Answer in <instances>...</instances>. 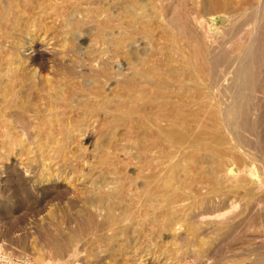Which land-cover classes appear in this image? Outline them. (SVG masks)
<instances>
[{
    "label": "rangeland",
    "instance_id": "obj_1",
    "mask_svg": "<svg viewBox=\"0 0 264 264\" xmlns=\"http://www.w3.org/2000/svg\"><path fill=\"white\" fill-rule=\"evenodd\" d=\"M0 1H1V3H0V33H2V34H0V36H1L0 37V39H1L0 40L1 41V43H0V45H1V47H0L1 48L0 49V55H1L0 56V73H3V72L5 73V71L9 72L12 70V68L14 70L16 68L15 65L13 66V61L16 60L17 54H16L15 50L13 51L8 47V43L9 44L11 43L10 45H12V43H14L13 44L14 47H18L17 43L21 44L20 45L21 53H25L27 55L29 53L32 54V52H30L31 51L30 49H31V45L33 42L35 44H40V43L42 44L43 43L42 45L47 47V49L49 50V53L52 52V53H54L60 57H65L64 58L65 63L68 65V64H70V62L72 63V61H73L71 55L68 54V52L72 48L71 46H73V44H76V46L80 45L78 48V52L80 53V54L78 53V55H79L78 57H81L82 60H84L83 58L86 56L88 59L91 58V57H88V55L91 56L90 53L91 54L93 53L92 58H94L96 56L99 57L101 53L106 54V56L110 55V56L114 57L115 55L110 50L113 49V47H116V43L110 44L109 45L110 48L107 45H105V46L99 45L98 46V44H96V41L98 40L99 37L102 36V33L106 34L108 36V39L111 37L110 39H113V40L120 38L121 34L122 33L124 34V32H125V35L129 34L130 32H132L134 34V40L132 42L126 43V48L123 50L122 56L120 58L117 56L114 57V59H117V60L113 61V66H112L113 67L112 74L114 75L113 76L114 78H112V80H110V82L107 83V86H106V84L104 85V91H105L104 95L105 96H103L102 98H98V99L94 100L93 103L89 102L88 105L91 104L90 106L93 107V109L90 108L92 111L87 112L88 109H86V107L83 104L76 107V108L75 107H69V108L65 109V106L67 105V103H63L62 101H56L55 99H52L49 102V104H51V105H48L49 109H47L49 111V113L51 112V116H48V115L42 116V118L43 117L46 118V119H44L45 121H48V120L50 121V123L47 124L46 127L45 126L43 127L45 129V133H44L45 135L44 136H46V137L44 138L42 135L43 138L39 137V139H36L34 144H32V145L28 144V146L30 145V148L27 147V143L23 144L24 149L21 147L16 149L17 151H16L14 157L17 156L18 160L23 161L24 163L25 162H35V161H39V163L40 162L42 163V161H43V163L45 165V169L50 171V172H54V175H57L60 170H63L64 175H66V177L64 176V178L61 179L60 183L61 184L65 183L64 185L70 186L71 190L73 191V196L78 197L79 200H82V201H86V199L91 198V197H92L91 199L96 198V196H98L100 194V192H101L102 196L106 195V197H110V195H112L113 193H116L121 188V186H123L124 187V189H123L124 195H126L127 198L129 199V200L127 199L129 205L125 204L126 209L129 210V212L132 211L131 213H133L135 218L132 217L133 219L131 221H129L130 223L125 221V223H123V225H120V223H115L114 224L115 228L106 229L105 230L106 232L103 231L104 233H101V235L99 234V236L97 238H95L92 235L91 226L90 227L88 226V224L90 222L87 220L84 221L85 224L87 223L86 226L82 225V227L79 230L78 229L77 230L72 229V230H70L71 232L70 231L69 232L64 231L61 234L60 233L54 234L55 232H49L48 230H43V232H42L41 226L43 225V222H45L44 221V214H45V212L47 213V211H46L47 208L45 207V205H46L45 203L52 201L53 203L55 202L54 204H57L56 199H58V198H55V197H57V195H56L57 192H55L54 190L50 191V190H48V188L47 189L43 188V192L38 197L35 198L34 196L30 195L26 191V188L24 189L23 182L18 180L15 172H10L9 177L7 179L6 186L10 190L13 189L10 191V194L12 195V197L14 199L13 209H14L15 213L12 215L2 214L0 216V245L3 246V248H0V249L2 251L4 250L3 252L4 253L6 252L5 254L7 256H9V257L26 256L27 258L30 257L28 259H30V261L33 264H38V263H36V254L40 255L44 261L45 260L47 261V259L48 260L52 259V261H53V259L60 258L61 261L64 262L63 264H76V262H77V264H78V262L80 264H264V232L262 230V229H264V205L261 206L262 207L261 209L260 208L258 210L256 209V211H254L255 208L252 209V204L256 200L259 199V200H263V202H264V187H263L264 186V173H263L264 172V56H263L264 55V0H221V1L216 0V1H219L218 6L214 5L213 1H210V0H208L207 2H205L203 0H171V1H169L170 3H167V5H166L167 6L166 11L167 12L166 11L162 12L161 8L158 6L160 8V11H161L159 16L157 15L158 17L157 16L155 17L154 14L149 15V16H147V14L143 15V17H145V18L138 16L137 20L139 22H137L138 25L136 26V28H128V27L126 28V25L128 24L129 21H126L127 22V24H126L124 22V20L126 19V17L128 15L125 14L126 13L125 8L123 9L121 7L122 9H120V5H119V3H117V0H96V1L93 0V2H95V3H91V4H93L94 6L96 5L95 7L93 5H90V4L87 5L88 1H86V0H84L83 3H82V0H32V2H31V0H27V1L26 0H16L17 3L14 0H0ZM6 1H7V3H5ZM21 1L24 3H22ZM85 2H87V3H85ZM142 2L145 5L148 4V0H143ZM197 2L199 4L200 3L201 4L199 5ZM67 3H69L70 5ZM96 3H98V4H96ZM101 3L103 5H101ZM32 4H33V6H32ZM65 4L67 6H70L69 8H72V9H70L71 12L69 11V8L67 6H65ZM111 4H113V5H111ZM29 5L32 6V8H28V7H30ZM197 5H199V6L196 7ZM74 6H76V7H74ZM87 6L89 9H92V10L95 9V10H93L94 13H92L93 11L90 12L92 15H90V13H89V11H91V10L87 11L88 10ZM89 6L90 7L92 6V7L90 8ZM105 6H107V7L105 8ZM61 7H64V8H61ZM125 7H126V5H125ZM203 7H204V10H203ZM112 8H114V9H112ZM195 8H197V9H195ZM208 8H209V10H208ZM147 9L150 10L152 13L151 8L148 7ZM192 9H193L194 14L192 13ZM9 10H10V12H9ZM122 10H124L125 12ZM190 10H191V12H189ZM194 10H197L198 14ZM119 11H120V13H119ZM64 12L65 13L67 12L66 13L67 15ZM162 13H163V15H162ZM195 13L198 16L200 15L201 17H204L206 20H209V21L214 19L215 23L219 22L220 25L222 24L221 25L222 28L218 29L215 26L211 34H207L204 31L202 32V29L200 30L199 27L197 25H195V22L193 19L196 17ZM68 14H70V15H68ZM120 15H121V17L125 16V19L121 18ZM160 15H162V16L160 17ZM10 16H11V18H10ZM16 16H18V17H16ZM108 16H109V18H108ZM76 18H77V21H76ZM94 18H95V20H94ZM164 18L165 19L167 18V19L164 20ZM13 19H15V20H13ZM65 19L68 21H66ZM108 19H109V21H108ZM118 19L123 21V23L120 22ZM160 19L162 20L161 21L162 23H159ZM70 20H71V22H70ZM103 20H105V21L103 22ZM127 20H128V18H127ZM143 20H144V22H143ZM6 21H8V22L6 23ZM93 21H95V22H93ZM148 22H149V24H150V22H151V24H154V27H153V25L150 24V26L152 28L150 27V29H147L149 27L146 28L145 26H149ZM155 22H157V23H155ZM186 22H187V24H186ZM27 23L29 25H27ZM23 24H25L24 26L27 25L28 28H27V26L24 27ZM77 24H78V26H76ZM100 24H101V26H100ZM113 24H114V26H113ZM162 24H164V25H162ZM259 24H262V27H263L262 28L263 31H261V33H260L261 36L259 37L260 38L259 43L257 46L255 44V46L250 47L249 44L247 45V43L250 41V37H249L250 32L252 30H254ZM105 25H108V26H105ZM109 25L112 27L111 29H109L110 28ZM140 25L142 26V28ZM160 25H161V27H160ZM1 27H2V29H1ZM5 27H6V30H4ZM9 27L11 29H9ZM78 27H79V29H78ZM97 27L100 31L97 29ZM104 27H106V28H104ZM114 27H116V28H114ZM155 27L157 29L156 31L153 30V28L155 29ZM250 27H251V29H250ZM172 28H174V29H172ZM27 29H29V30H27ZM142 29H144V31ZM198 29H199V31H198ZM146 30H148L149 33L151 32L152 34H153V32H156V33H154V35H150L151 33L149 34L148 31H146ZM12 31L15 33H13ZM91 31H92V33H91ZM164 31L165 32L167 31V33H168V31L171 32L169 35H173V36L170 37L168 34H165ZM7 34H8V37H5V36H7ZM141 34L143 36H141ZM165 35H167L170 38L165 37ZM113 36H115V38ZM207 37L209 39H207ZM9 38H11V40H9ZM95 38H97V39H95ZM246 38H247L248 42L246 41ZM5 39H7V40H5ZM152 39H153V41H155L156 39L160 40L159 42H161V44L158 42V40L156 41L157 43L152 42ZM167 39L169 41L170 40L173 41V43L171 42L172 44H170L169 41H168L169 43L167 44V46H170L171 48H168L166 46ZM175 40H178V42L176 43ZM2 41H4V44ZM14 41H16V42H14ZM68 41H69V43H68ZM93 41H94V43H93ZM162 41H164V42H162ZM23 42L25 44V45H23L24 47H22ZM232 42H233V44H232ZM70 43H72V44H70ZM175 43H176V45H174ZM181 43H183V44H181ZM69 47H70V49H69ZM107 47H108V49H107ZM161 47H163V48H161ZM166 47H167V49H166ZM182 47H184L185 49L183 50ZM159 49L161 50V52L159 51ZM252 49H253V52H252ZM99 50H100V52H97ZM104 50H106V51H104ZM130 51L131 52H137V54L140 53L142 56V59L144 60L143 66L137 67L139 72L143 69L145 70V68L148 69V66H149V69L150 68L152 69V67L154 68V65L152 64V63H154L153 62L154 59H152L154 56H158V60H159V58H160V60H164V58L166 56L168 59L165 58V61H170L171 59H173V61L171 60L172 63H171V61L169 62L170 64L167 62V64L169 65V66H167V68H165L166 66L164 67V65H166V62L164 61L165 63L163 65L162 64L163 62L161 61L162 62L161 63V69H162V67H164L165 69L162 72H160V76L163 74H167V73L168 74L165 76V78L159 77V79H162V81L163 82L165 81L166 83L169 82L168 84L169 85L172 84L171 86H173V84H174L173 87L175 89L180 88V89H178V91L180 90V92L178 93V91L174 90V88H170L169 85L167 87V84L165 85V82L162 86H160V88H159L160 92L159 93H157V91H155V87L153 88L152 85L142 86L145 89H147L149 86L150 87L152 86L151 88H153V91H152V89H147V91L145 90L147 92V94L144 91V88H142V87L135 88L134 84L136 85V83H135L134 79L139 80L140 78L138 76H135V73H138V71H135V68H134L135 62L130 61L129 57L126 56L127 52L129 53ZM166 51H169L168 54ZM153 52H157L158 54L153 53ZM95 53L98 55H95ZM175 53H176V56L174 55ZM85 54H86V56H85ZM163 54L165 57L163 56ZM10 55H11V57H10ZM160 55L163 57H159ZM168 55L170 56L171 59L168 57ZM172 55L175 57H177V56L178 57L177 58L171 57ZM185 56H186V58H185ZM67 57H69V58H67ZM187 58H189V59H187ZM6 59H8V61ZM71 59H72V61H71ZM156 59H157V57H156ZM176 59H178L179 61ZM181 59H183V60H181ZM175 60H176V63L177 62H179V63L175 64L174 63ZM185 60H186V63H184ZM147 61H149L150 63H148ZM260 61H262V62H260ZM145 62H147V63H145ZM159 63H160V61H159ZM183 63H184V65H183ZM84 64L87 66L86 70H88V71H90L92 68H94V66H93L94 64L92 65V67L90 66L91 63L89 64L87 62V64H88L87 65L85 62ZM180 64H182V66ZM186 64H188V65L185 66ZM171 65H174V66L176 65V66L174 67ZM179 65L181 67H183L180 70V72L178 70H176V69H178L177 67L180 68ZM28 66L29 65L26 64L25 68H27ZM79 66H82V64L80 63L78 65V67ZM170 66L174 68L173 71H172V68ZM119 67L122 69H120ZM256 67H258V68H256ZM117 68H119V69L117 70ZM132 68L134 70H132ZM34 69H35L34 67L32 68L29 66L27 68V70L29 71L27 76L32 78V75L34 74V71H35ZM49 69L43 70L40 74H39V72H37V73L39 76H41V78L43 80V84L45 85V87L46 88H47V86L49 87L48 89L50 91L48 89H47V91L51 92L52 93L51 95H54L55 93L53 91L56 90L57 91L56 93H59L64 88V86L70 82L72 77L67 75L63 70H58V72L55 73L56 72L55 70H53V69L49 70ZM167 70L168 71L171 70V71L168 72ZM48 71H50V72L48 73ZM127 71L129 72V74ZM42 73H43V75H44V73H46V75L48 73L47 76H49L50 79H49V77L47 78L46 75H45V77H46L45 78L42 75ZM181 73L183 76H181ZM138 74H140V73H138ZM176 74H178L177 77H175ZM66 75H67V77H66ZM115 75H117L116 76L117 78H116V80H113V79H115ZM126 76L130 77L131 80L128 81V78H125ZM167 76H168V78H167ZM171 77H172L171 81L177 80L176 83H174L175 81H173V83L170 82V80L168 81V79H171ZM179 77H181V78H179ZM68 78L70 80H66ZM156 78H158V77H156ZM156 78L154 80V78L150 77L149 81L150 82L156 81ZM48 79L51 80L52 82L51 81L48 82L49 81ZM55 79H56V83H55ZM182 79H183V81H182ZM76 80L78 81L77 78L71 80V84L73 82L74 83L77 82ZM81 80H83V81H81ZM120 80L123 81V83H125L127 87H128L127 84L130 82L134 86L135 89L132 91L131 90H129V91L128 90H126V91L122 90V88H121L122 85H119ZM46 81H47V83H46ZM57 82H58V84H57ZM78 82H80V85L86 86L87 83H90V85H91L92 81H86V84H85L84 79H79ZM50 83L51 84L54 83V84L51 85ZM177 83H178V86H176ZM236 84H239V85H236ZM44 85H42V86L44 87ZM90 85H87V86H90ZM184 87L186 88L185 89L186 91H184ZM190 87H192V88H190ZM117 89L122 90L119 92L121 94L116 93V92H118ZM141 90L144 93H142ZM244 90L246 93L244 92ZM154 91L158 95L160 94L162 96V94H163V98L167 97L169 99H165V98H164V100H163V98L158 99L161 96H156L157 95L156 93H155L156 95L154 93H152ZM165 91L167 92L166 96H164V93H163ZM171 91H174L175 94H173V92H172V94L171 93L168 94V92H171ZM188 91H189V93H188ZM161 92H162V94H161ZM166 92H165V94H166ZM151 93L154 94V96L151 95ZM186 93L188 94V96ZM133 94L135 96L137 95V97H135ZM183 94H185V95H183ZM171 95L174 96L173 99H171ZM182 95L185 97L183 98ZM138 96H140L139 99H138ZM141 96L142 97L145 96V97H147V99L149 97V100H145L146 99L145 97L142 99ZM155 96L158 98H156ZM108 97L109 98L111 97V99H109ZM132 97H134V99ZM179 97H182L183 99H181ZM187 97H191V98H187ZM226 97H229V98L227 99ZM135 98H137V99H135ZM140 98H141V101H140ZM150 99L153 101H151ZM178 99H180V101H177ZM184 99L187 101V103L186 102L184 103ZM119 100L122 101V102L120 101V104L118 103ZM158 100H160V101H158ZM182 100H183V102H182ZM83 101H86V99ZM171 101H173V103ZM188 101L189 102L192 101V102L189 103ZM115 102H117L116 105H114ZM123 102H125V103H123ZM126 102L129 104L133 103L134 105H132V106H131V104L127 105ZM141 102L143 103V105L145 103L146 104L144 106H142ZM52 103H54V104H52ZM110 103H111V106H110ZM95 104L97 106H100L101 109L99 107H94V106H96ZM135 104H137V107L139 108L138 111H136L137 107ZM219 104L221 107L219 106ZM102 105H103V107H102ZM138 105L141 107H139ZM50 106H51V108H50ZM154 106H155V108L156 107L158 108V109H156L158 112L155 110V108L153 109ZM61 107L62 108L64 107V109H61ZM119 107L122 110L118 109ZM130 107H132V108H130ZM135 107H136V109H135ZM112 109H114V110H112ZM151 109H153L154 112H153V110L151 111ZM220 109L222 111H220ZM69 111H71V112H69ZM76 111H77V113H76ZM79 111L81 112L80 113L81 116L79 115ZM130 111L134 112V113H131ZM138 112L140 113V115ZM151 113L153 115H151ZM46 114H48V112ZM100 114H102V116ZM103 115H104V117H103ZM157 115H158V117H157ZM220 115L221 116L223 115L222 116L223 118ZM145 116H147V117H145ZM171 117L178 118L176 120L178 125H176L175 122H173L175 120H173ZM170 118H171V120H170ZM204 118H206V119H204ZM70 119L71 120L74 119V120L71 121ZM64 120H66V121H64ZM108 120H109V123L111 125L109 123H108L109 125L106 124V121H108ZM146 120H147V122H146ZM42 121H43V119L41 120V122ZM223 121H224L225 125H224ZM140 122L142 124L143 123L144 124L141 125ZM161 122H162V124H161ZM158 123L160 125H158ZM164 123H166V124H164ZM58 126H59V128H58ZM127 126L128 127L130 126V127L128 128ZM161 126H163V127H161ZM180 126H181V128H180ZM116 127H117V129L119 128L118 131H117ZM198 127H200V128H198ZM94 128L97 129L98 131L94 130ZM120 128H122L124 130H122ZM163 128H165V130L167 131V134L165 133L166 131ZM185 128L187 129V132H189L190 134L186 132ZM61 129H63L62 132H61ZM90 129L92 130V134L90 133ZM102 129H104V130L102 131ZM128 129L130 130V132ZM136 129L137 130L139 129V131L134 132ZM161 129L164 130L163 134H161V132H160ZM125 130H126V132H125ZM142 131H144L146 135L144 133H142ZM154 131H155V133L157 132L158 136H155L157 134L154 135ZM203 131L207 132V133H204ZM131 132L132 133L134 132V134L130 135ZM140 132L142 133V136H144V138L142 136H140V134H141ZM169 132L171 134H169ZM174 132H176L180 135L179 143H174L172 140ZM198 132H200V133H198ZM121 133H124V134L127 133V134H125L126 137L130 135L132 137L131 138L129 136L131 140L127 139L129 137L125 138V135L121 134ZM136 133H137V135H136ZM151 133L153 134L154 138L150 139L149 135L152 136ZM195 133H196V135H195ZM227 133H229V134H227ZM95 134H97V135L94 136ZM99 134H100V136H99ZM112 134H113V136H112ZM92 135H93V138H92ZM133 135H135V137ZM211 135H212V137H211ZM228 135H230L233 139L230 138ZM138 136H140L139 140H138V138L136 139V137H138ZM158 137H160V138H158ZM109 138H110V140L108 141ZM119 138L124 139V141L123 140L121 141V139H119ZM134 138H135V140H134ZM114 139L118 143H121V144H119L121 146H119L117 143H115ZM117 139H119V140H117ZM125 139H126V141H125ZM158 139H160V140L158 141ZM127 140H129V141H127ZM136 140H138V142L141 145L136 146V145H138L137 142H136L137 144L134 142ZM144 140L146 141V143H144L145 145H147L148 141H149V144L145 147L146 149L143 147V146H145L143 144ZM72 141H74V142H72ZM111 141H113V142H111ZM132 141H133V144L131 143ZM152 141L157 142V144L155 143L156 147H154V145H153L154 143L153 144L151 143ZM125 142L126 143L129 142L128 144H125L127 146L124 145ZM160 142H162L164 144H162ZM74 143L75 144L78 143L77 146ZM104 143H105V145H104ZM109 143H111V145L113 143L117 144L113 148V149L116 148L115 149L116 153H115V151L112 150V146H110L111 151L109 149H107V148H109V146H108ZM51 144H53V145H51ZM54 144L56 145L57 149L55 148ZM72 144H74V145H72ZM236 144H237V146H236ZM36 145H38V146H36ZM162 145H164L165 147H166V145L168 146L167 147L168 153H165L166 150H165V152H163L164 147H162ZM88 146H90V147L88 148ZM124 146L126 147V149L123 148ZM152 146L154 147V150L156 151V153L153 150V148L151 149ZM48 147H50L52 149H48ZM132 147L135 148V150L133 149L131 151ZM159 147H161V148H159ZM181 147H182V150L177 149V151H176V148L181 149ZM196 147L198 149H196ZM200 147L203 150V152H200L201 151V149H199ZM81 148H83V149H81ZM119 148L121 151H122V149H124V151H123L124 154H123V152H121L119 150ZM162 148H163V151H162ZM170 148H172V149L174 148V149L171 150ZM70 149H71V151H70ZM192 149H195V151H193ZM239 149L241 150V153L243 155L240 153ZM76 150H77V153L75 152ZM83 150L86 151V153ZM104 150L108 152L109 158H107L108 156L104 155V154H106ZM187 150H189V152ZM101 151H103V152H101ZM80 152H84V153H80ZM145 152H148V153H145ZM152 152H154L156 155H154ZM186 152H188V154L190 153L192 155L191 159H188L190 157V155H187ZM110 153H111L112 157H110ZM150 153H151V156L153 158L150 156ZM182 153H184V155ZM193 153L195 154V156L193 155ZM200 153H202V154H200ZM33 154H35V155H33ZM70 154L72 156L67 157ZM119 154H121V155H119ZM125 154H126V157L129 158L128 161L125 160L126 158H123V160L121 159L122 157H125ZM127 154L130 156H128ZM147 154H149V156H150V157H148V159L146 158V156H148ZM157 154H159V155H157ZM37 155L39 157H37ZM166 155L169 157H167ZM197 155H198V158L201 157L202 160L201 159L199 160L197 158ZM42 156H44V157H42ZM105 156H106V158H105ZM120 156H121V158H120ZM136 156L138 157L139 160L136 159L137 158ZM203 156H204V158H203ZM78 157H79V159H78ZM99 157H101V158H99ZM131 157H133V158H131ZM157 157L159 159H156ZM161 157L162 158L165 157V158L162 159ZM75 158H77V160ZM95 158H97V159H95ZM184 158H186L187 161L189 160V162H187L186 159L184 160ZM195 158H197L198 161H196ZM248 158H249V160L251 159L250 162L248 161ZM91 159H92V161H91ZM100 159H102V161L104 159L105 160H104V162L100 163L101 162V161L99 162ZM153 159H156L154 161V165L151 164V163H153ZM169 159H170V163L173 162V161H171L173 159H177V160H175L173 163L170 164V163H168ZM74 160H76V161H74ZM85 160H86V162H85ZM192 160H193V162H192ZM114 161H115V163L120 162V164H117L118 165L117 166L114 163ZM156 161L158 163L161 162L160 164H162V162L164 164V162H165V165H162V166L160 165L161 169L159 168V166H157L158 168H156V166H155V164H157ZM77 162H79V163H77ZM84 162H85V164H84ZM121 162H122V165L124 163H125V165L121 166ZM196 162H198V163H196ZM43 163L39 164V165L42 166ZM112 163H114V164H112ZM76 164H77V166L79 165L78 166L79 170H78ZM105 164H107L108 166L110 164H112L114 167H115V165H116V167H119V165H120L122 169L121 168L116 169V167L114 168L112 165H111V167H113V169H111V167H108L107 165L106 166L108 168L105 167L106 168L105 169L104 168ZM150 164L154 167H152ZM194 164H196V165H194ZM232 165H233V167H232ZM148 166L150 168L149 171L147 169ZM184 166L185 167L187 166V167L185 168ZM234 166H235V168H234ZM75 167H76V169H75ZM142 167L144 169H146L148 171V173ZM162 167H164V168H162ZM192 167H194L195 169L193 170ZM64 168H66V169H64ZM80 168H83V169H80ZM98 168H99V170H98ZM123 168L124 169L126 168L125 171H123L124 170ZM103 169L105 172H103ZM153 169H155V170H153ZM211 169L212 170L214 169L216 172L214 170L212 171ZM77 170H78V172L81 170V172H79V174H78ZM106 170H107V172H106ZM188 170L189 171L191 170L194 173L196 171V173H195L196 175H194L192 172H189ZM91 171H92V173H91ZM151 171H153V172H151ZM208 171H210V172H208ZM253 171L254 172L256 171L257 173L256 172L254 173ZM117 172L118 173L120 172V173L118 174ZM140 172H142L143 176H140V175H142V174H140ZM162 172L164 173V175H162ZM171 172H172V174H171ZM200 172H202V173H200ZM240 172H242L244 174H241ZM245 172H246V174H245ZM81 173H82V175H81ZM125 173L127 176L125 175ZM75 174L78 176H76ZM89 174H90V176H89ZM93 174H95V175H93ZM99 174H100V176H99ZM148 174H151V175L148 179H146V177H148ZM91 175H93V176H91ZM169 175H170L171 179L175 182L176 185L171 184L174 182L169 179L170 178ZM238 175H239V177H238ZM110 176H112V177H110ZM160 176L162 178H160ZM232 176L238 177V179L240 178V180H238L237 178H234ZM130 177H131V179H130ZM132 177H133V179H132ZM138 177H140V178H138ZM204 177H206V179ZM200 178L205 179V180L200 181L201 180ZM111 179H113V180H111ZM122 179H124V181ZM191 179H193V180H191ZM236 179L238 180V182ZM70 180H71V182H70ZM110 180H111V182H110ZM118 180H119V182H118ZM178 180L180 181V183ZM196 180H197V182H196ZM230 180H231L232 184H231ZM210 181H212V182L210 183ZM234 181H236V182H234ZM255 181H256V183H255ZM116 182H118V184H116ZM155 182L160 183V184H158L159 187L156 186L157 184ZM71 183H73L74 185L76 184V186H74V190L75 191L78 190L80 193L78 191L75 192L72 189L73 184H71ZM111 183H112V185H111ZM113 183H115V184L113 185ZM127 183H128V185H127ZM184 183H185V185H184ZM46 184H48V183H44L42 185V187H48V185H46ZM102 184H104V185H102ZM162 185H164V187H162L163 191L161 192L160 187ZM259 185H261V186H259ZM155 186L158 187V189L157 188L155 189ZM0 187H1V189L2 188L4 189L5 186H4V184L0 183ZM114 187H115V190H113ZM126 187H128V189ZM134 187L136 189H134ZM261 187L263 190L261 189ZM134 190L137 192H135ZM145 190H146V193H145ZM88 191L90 194H91V192H93L92 195H89V194H88L89 196L86 195L88 193ZM126 191H128V193H125ZM170 191H171V193H170ZM185 192H187V193H185ZM134 193H136V194L134 195ZM190 193H193V194H190ZM140 194H141V196H140ZM161 194H162V196H160ZM153 196H154V198H153ZM157 196H158V199H157ZM159 196L161 197L160 198L161 202L158 203L157 201L159 200ZM132 197L133 198L136 197V199L134 200ZM175 197H176V199H175ZM139 198H141V199H139ZM166 198L168 200H170V206L171 207L166 205V207L163 208V200H165ZM177 198H178L179 202L177 201ZM83 199H85V200H83ZM1 200H2V202L8 201L7 195H5L3 198H1ZM147 200H149V201H147ZM187 200H189L190 202ZM151 201H152V203H151ZM236 201L239 203V206H240L238 209L239 211L237 210L236 214L231 216L230 219L227 221L219 222V223L205 221V222L200 223V222H195V221H193V219H191V217L194 214L200 215L201 213H208V212L214 213L216 211H223V212L228 211L229 212L231 203L236 202ZM136 202L141 203V205L140 204L137 205L138 203H136ZM187 202H189V203H187ZM175 203L176 204L180 203V204L175 205ZM181 203H184V204H181ZM134 204H136V205H134ZM173 204L175 205V207ZM41 206H42V208H40ZM152 206H153V208H152ZM142 207H143V209H141ZM172 207L175 208L174 209L175 211H173V212H172V210H173ZM34 208H36V209H34ZM62 208L64 210H66L68 213H65L62 209L59 210L60 212L59 211L57 212L58 217H57L56 221L52 220L53 222H56V223L58 221L61 222L63 217L72 218V215H70L71 213H69V211H70L69 205L68 204L64 205ZM165 208H167V209H165ZM132 209L134 210V212ZM28 210L30 211V213ZM42 210H44V211H42ZM135 210L137 212L136 214H135ZM157 210H159V211H157ZM76 211H78V209H74L72 213H76ZM142 214H144V215H142ZM171 215H173V216H171ZM140 219H142V220H140ZM120 220L124 221V217H120L119 222H121ZM140 224H142L141 227H140ZM30 226H32V227H30ZM116 226H118V227H116ZM133 226L136 228H134ZM34 227L37 228V230ZM111 227H114V226H111ZM209 227H210V229H208ZM32 228H34V229H32ZM141 228H143V229H141ZM248 228H250V230H248ZM117 229H118V231H120V230L121 231L118 232ZM214 229H216V230H214ZM34 230H36L37 232ZM38 231H39V233H38ZM40 231H41V233H40ZM79 231H81V232H79ZM112 231H113V233H112ZM140 231H142L144 233H141ZM129 233L132 234V237H131V234H129ZM109 234H111V235H109ZM112 234H114V235H112ZM139 234L141 237L139 236ZM42 235H44V236H42ZM142 235L144 237H142ZM46 237L50 238L49 241H48V238L45 239V241L43 240ZM84 237H87L88 239L86 238L87 239L86 240ZM209 239H210V241H209ZM129 242H131V244ZM45 245L47 246V248H48V246L53 247V249L55 251L54 255H52V256L49 255L50 251H47V248ZM78 248H79V257L73 258L71 254H73L75 250H78ZM82 248H84V249H82ZM82 251L84 252L83 254L81 253ZM80 253H81V255H80ZM70 256H71V258H70ZM79 259L83 263H81L80 261H77ZM85 259H87V260L85 261Z\"/></svg>",
    "mask_w": 264,
    "mask_h": 264
},
{
    "label": "bare ground",
    "instance_id": "obj_2",
    "mask_svg": "<svg viewBox=\"0 0 264 264\" xmlns=\"http://www.w3.org/2000/svg\"><path fill=\"white\" fill-rule=\"evenodd\" d=\"M15 2H16V0H14ZM27 1V0H26ZM83 1L84 0H82V3H83ZM86 1H88V4L87 5H93V4H91V3H95V2H93V0H86ZM96 1V0H95ZM143 1V0H142ZM141 0H117V3H119V5H120V9H126V15H128L127 17H126V19H125V16H123V17H121V15H120V17L121 18H124L125 20H124V22L127 24V22L126 21H129L128 22V24L126 25V28L128 27V28H136V26L138 25L137 24V22H139L138 20H137V17L139 16V17H143V15H146L147 14V16H149V15H152V14H154L155 15V17L158 15L159 16V14L161 13V11L163 12V11H166L167 10V3H170L169 1H171V0H148V4L147 5H145V4H143V2H142ZM203 1H205V2H207L208 0H203ZM210 1H213V3H214V5H216V6H218V2L219 1H216V0H210ZM221 1V0H220ZM12 2V1H11ZM10 2V3H11ZM19 2V1H18ZM22 2V1H21ZM31 2H32V0H31ZM34 2V1H33ZM63 2V1H62ZM98 2V1H97ZM142 2V3H141ZM0 3H1V1H0ZM5 3H7V1L5 2ZM17 3V2H16ZM22 3H24V2H22ZM35 3V2H34ZM70 3V2H69ZM69 3H67V4H69ZM74 3V2H73ZM85 3H87V2H85ZM84 3V4H85ZM99 3V2H98ZM98 3H96V4H98ZM166 3V4H165ZM198 3V2H197ZM223 3V2H222ZM19 4V3H18ZM31 4V3H30ZM78 4V3H77ZM165 4V5H164ZM173 4V3H172ZM199 4V3H198ZM201 4V3H200ZM199 4V5H200ZM224 4V3H223ZM9 5V4H8ZM7 5V6H8ZM13 5V4H12ZM36 5V4H35ZM70 5V4H69ZM86 5V4H85ZM100 5V4H99ZM101 5H103L102 3H101ZM111 5H113V4H111ZM125 5H126V7H125ZM199 5H197L196 7H198ZM25 6V5H24ZM30 6V5H29ZM32 6H33V4H32ZM32 6H30V7H28V8H32ZM65 6H67L66 4H65ZM64 6V7H65ZM73 6V5H72ZM82 6V5H81ZM94 6V5H93ZM96 6V5H95ZM94 6V7H95ZM161 8V11H160V8ZM64 7H61V8H64ZM68 8L70 7V6H67ZM66 7V8H67ZM74 7H76V6H74ZM90 7V6H89ZM92 7V6H91ZM90 7V8H91ZM93 7V8H94ZM107 6H105V8H106ZM112 7V6H111ZM114 7V6H113ZM122 7V8H121ZM151 8V10H152V13H151V11L150 10H148L147 8ZM192 7V6H191ZM16 8V7H15ZM20 8V7H19ZM26 8V7H25ZM24 8V9H25ZM87 8H88V6H87ZM119 8V7H118ZM212 8V7H211ZM23 9V10H24ZM70 9H72V8H69V11H70ZM112 9H114V8H112ZM195 9H197V8H195ZM199 9V8H198ZM218 9V8H217ZM220 9V8H219ZM3 10V9H2ZM6 10V9H5ZM12 10V9H11ZM30 10V9H29ZM28 10V11H29ZM67 10V9H66ZM79 10V9H78ZM89 10H91V11H89ZM93 10H95V9H93ZM92 9H89L88 8V10L87 11H89V13L90 12H92L93 11ZM117 10V9H116ZM119 10V9H118ZM203 10H204V7H203ZM202 10V11H203ZM208 10H209V8H208ZM68 11V12H69ZM74 11V10H73ZM113 11V10H112ZM122 11H124V10H122ZM194 11H196V13L198 14V11L197 10H194ZM6 12V11H5ZM9 12H10V10H9ZM14 12V11H13ZM16 12V11H15ZM22 12V11H21ZM71 12V11H70ZM69 12V13H70ZM106 12V11H105ZM125 12V11H124ZM167 12V11H166ZM188 12V11H187ZM189 12H191V10L189 11ZM188 12V13H189ZM26 13V12H25ZM62 13V12H61ZM60 13V14H61ZM65 13V12H64ZM67 13V12H66ZM65 13V14H66ZM75 13V12H74ZM80 13V12H79ZM92 13H94V11L92 12ZM109 13V12H108ZM119 13H120V11H119ZM192 13H193V9H192ZM195 13V14H196ZM203 13V12H202ZM211 13V12H210ZM3 14V13H2ZM18 14V13H17ZM71 14V13H70ZM70 14H68V15H70ZM113 14V13H112ZM124 14V15H125ZM194 14V13H193ZM196 14V17L195 18H193L194 19V22H195V25H197L198 27H199V29L201 30L202 29V32L204 31L205 33H207V34H211L212 33V31H213V29H214V27L216 26V28H218V29H220V28H222V24L220 25V23L218 22H216L215 23V21H214V19L213 20H206L204 17H201L200 15L198 16ZM67 15V14H66ZM90 15H92L91 13H90ZM162 15H163V13H162ZM162 15H160V17L162 16ZM192 15V14H191ZM190 15V16H191ZM24 16V15H23ZM157 16V17H158ZM185 16V15H184ZM189 16V15H188ZM6 17V16H5ZM15 17V16H14ZM16 17H18V16H16ZM84 17V16H83ZM10 18H11V16H10ZM89 18V17H88ZM93 18V17H92ZM108 18H109V16H108ZM127 18H128V20H127ZM143 18H145V17H143ZM187 18V17H186ZM189 18V17H188ZM207 18V17H206ZM16 19V18H15ZM15 19H13V20H15ZM67 19V18H66ZM65 19V20H66ZM72 19V18H71ZM107 19V18H106ZM111 19V18H110ZM162 19V18H161ZM160 19V22L159 23H162L161 20ZM167 19V18H166ZM165 18H164V20H166ZM94 20H95V18H94ZM116 20V19H115ZM119 20V19H118ZM142 20V19H141ZM163 20V21H164ZM66 21H68V20H66ZM65 21V22H66ZM75 21V20H74ZM76 21H77V18H76ZM80 21V20H79ZM92 21V20H91ZM105 20H103V22H104ZM108 21H109V19H108ZM120 22H122L123 23V21H121V20H119ZM149 21V20H148ZM187 21V20H186ZM8 21H6V23H7ZM70 22H71V20H70ZM93 22H95V21H93ZM141 22V21H140ZM143 22H144V20H143ZM147 22V21H146ZM192 22V21H191ZM190 22V23H191ZM13 23V22H12ZM91 23V22H90ZM155 23H157V22H155ZM76 24V23H75ZM106 24V23H105ZM119 24V23H118ZM148 24H149V22H148ZM150 24H151V22H150ZM150 24H149V26H145L146 28L147 27H149V28H147V29H150ZM186 24H187V22H186ZM25 24H23V26H24ZM27 25H29L28 23H27ZM26 25V26H27ZM90 25V24H89ZM99 25V24H98ZM124 25V26H125ZM147 25V24H146ZM151 25H153V27H154V24H151ZM162 25H164V24H162ZM26 26H24V27H26ZM76 26H78V24L76 25ZM100 26H101V24H100ZM105 26H108V25H105ZM113 26H114V24H113ZM123 26V27H124ZM141 26V25H140ZM144 26V25H143ZM186 26V25H185ZM254 26V25H253ZM33 27V26H32ZM36 27V26H35ZM72 27V26H71ZM109 29H111L112 27L109 25ZM120 27V26H119ZM160 27H161V25H160ZM27 28H28V26H27ZM77 28V27H76ZM104 28H106V27H104ZM114 28H116V27H114ZM141 28H142V26H141ZM145 28V29H146ZM152 28V27H151ZM263 27H262V24H259L254 30H252L251 32H250V35H249V37H250V43L247 41V38H246V41L248 42L247 43V45L249 44V46L251 47V46H255V44H256V46L258 45V43H259V37L261 36V31H263V29H262ZM1 29H2V27H1ZM8 29V28H7ZM9 29H11L10 27H9ZM74 29V28H73ZM78 29H79V27H78ZM97 29H98V27H97ZM96 29V30H97ZM139 29V28H138ZM170 29V28H169ZM172 29H174V28H172ZM199 29H198V31H199ZM250 29H251V27H250ZM4 30H6V27H5V29ZM26 30V29H25ZM27 30H29V29H27ZM95 30V31H96ZM99 30V29H98ZM143 31H144V29H142ZM153 30H157L156 29V27H155V29L153 28ZM249 30V29H248ZM9 31V30H8ZM7 31V32H8ZM100 31V30H99ZM146 31H148V30H146ZM170 31V30H169ZM168 31V33H167V31L165 32L164 31V33L165 34H170L171 32H169ZM13 32V31H12ZM18 32V31H17ZM28 32V31H27ZM94 32V31H93ZM153 32V31H152ZM175 32V31H174ZM188 32V31H187ZM4 33V32H3ZM10 33V32H9ZM13 33H15V32H13ZM91 33H92V31H91ZM95 33V32H94ZM101 33V32H100ZM99 33V34H100ZM121 33V32H120ZM148 33H149V31H148ZM151 33V32H150ZM149 33V34H150ZM154 33H156V32H153V34L151 33L150 35H154ZM204 33V34H205ZM247 33V32H246ZM0 34H2V33H0ZM18 34V33H17ZM33 34V33H32ZM190 34V33H189ZM249 34V33H248ZM4 35V34H3ZM11 35V34H10ZM21 35V34H20ZM112 35V34H111ZM201 35V34H200ZM28 36V35H27ZM116 36V35H115ZM115 36H113L114 38H115ZM141 36H143L142 34H141ZM170 37L171 36H173V35H169ZM176 36V35H175ZM207 36V35H206ZM246 36V35H245ZM1 37V36H0ZM5 37H8V34H7V36H5ZM30 37V36H29ZM118 37V36H117ZM165 37H167V38H170V37H168L167 35H165ZM248 37V36H247ZM32 38V37H31ZM30 38V39H31ZM111 38V37H110ZM108 39V36L106 35V34H104V33H102V36L101 37H99L98 38V40L96 41V44H98V46L99 45H102V46H105V45H107L109 48H110V44H112V43H116V47H113V49H111L110 51L115 55V56H117V57H121L122 56V54H123V50L126 48V43L127 42H132L133 40H134V34L132 33V32H130L129 34H126L125 35V32H124V34L122 33L121 34V37L120 38H117V39H115V40H113V39ZM145 38V37H144ZM143 38V39H144ZM176 38V37H175ZM23 39V38H22ZM73 39V38H72ZM79 39V38H78ZM95 39H97V38H95ZM148 39V38H147ZM150 39V38H149ZM165 39V38H164ZM163 39V40H164ZM174 39V38H173ZM207 39H209L208 37H207ZM1 40V39H0ZM5 40H7V39H5ZM9 40H11V38H9ZM8 40V41H9ZM94 40V39H93ZM151 40V39H150ZM158 39H156L155 41H153V39H152V42H156ZM162 40V39H161ZM166 40V39H165ZM241 40V39H240ZM249 40V39H248ZM77 41V40H76ZM160 40H158V42H159ZM169 40L167 39V42H166V46H167V44L170 42V44H172L173 43V41H169ZM176 41V43L178 42V40H175ZM180 41V40H179ZM3 42V44H4V41H2ZM10 42V41H9ZM14 42H16V41H14ZM22 42V41H21ZM20 42V43H21ZM65 42V41H64ZM63 42V43H64ZM162 42H164V41H162ZM172 42V43H171ZM234 42V41H233ZM233 42H232V44H233ZM0 43H1V41H0ZM31 43V42H30ZM68 43H69V41H68ZM93 43H94V41H93ZM157 43V42H156ZM160 44H161V42H159ZM176 43L174 44V45H176ZM180 43V42H179ZM201 43V42H200ZM210 43V42H209ZM11 44V43H10ZM9 43H8V47L11 49V50H15V52H16V54H17V56H16V60H14L13 61V66L15 65L16 66V68H15V70L12 68V70L11 71H9L8 69V71L9 72H7V71H5V73L3 72V73H0V183L1 184H4V189L2 188L1 189V187H0V216L2 215V214H4V215H12V214H14L15 212H14V209H13V204H14V199H13V197H12V195L10 194V191L11 190H13V189H8L7 188V186H6V184H7V179H8V177H9V173L10 172H15V174H16V176H17V178H18V180H20V181H22L23 182V187H24V189L26 188V191L30 194V195H32V196H34L35 198L36 197H38L42 192H43V188H45V189H47L48 188V190H54L55 192H57L56 193V195H57V197H55V198H58V199H56V203L57 204H54L52 201L51 202H47V203H45L46 205H45V207L48 209H46V211H47V213L45 212V214H44V221L45 222H43V225L41 226V230H42V232H43V230H48L49 232H55L54 234H56V233H62V232H64V231H70V230H72V229H80L81 227H82V225L83 226H86V224L84 223V221H89L90 223L88 224V226L90 227L91 226V229H92V235L95 237V238H97L98 236H99V234L101 235V233H104L103 231H105L106 229H108V228H115V223H120V225H123V223H125V221L126 222H129V221H131L133 218H135L134 217V215H133V213H131V212H129V210H127L126 209V205L125 204H128V198H127V196L126 195H124V191H123V189H124V187L123 186H121V188L116 192V193H113L112 195H110V197H106V195L105 196H102L101 195V192H100V194L98 195V196H96V198H93V199H91V198H88V199H86V201H82V200H79V198L78 197H74L73 196V191L71 190V188H70V186H67V185H64V184H61L60 183V181H61V179L62 178H64V176L66 177V175H64V172H63V170H60L59 172H58V174L57 175H54V172H50V171H48V170H46L45 169V165H44V163H43V161H42V163H43V165L41 166V165H39V164H42L41 162L39 163V161H35V162H23V161H19L18 160V158H17V156H15L14 157V155H15V153H16V149H18L19 147H21V148H23V144H25V143H27V147L28 148H30V145H32V144H34L35 143V141H36V139H39V137H41V138H45L46 136H44L45 134V129L43 128L44 126L46 127V125L47 124H49L50 123V121L48 120V121H45L44 119H46V118H42V116L43 115H48V116H51V112L49 113V111L47 110V109H49V107H48V105H51V104H49V102L52 100V99H55L56 101H62L63 103H67V105L65 106V109H67V108H69V107H78V106H80V105H84L85 107H86V109H88V111L87 112H89V111H92L90 108H92L93 109V107H91L90 105H88L89 104V102L90 103H93V101L94 100H96V99H98V98H102L103 96H105L104 94H105V91H104V85L106 84V86H107V83L108 82H110V80H112V78H114L113 76V74H112V69H113V61H115V60H117V59H114V57H112V56H110V55H107L106 56V54H104V53H101L100 54V56L99 57H94V58H92V54L90 53V55L91 56H89L88 55V57H91V58H87V56H86V54H85V56L86 57H84L83 59L84 60H82V58L81 57H78L79 55H78V48H79V46L80 45H78V46H76V44H73V46H71L72 48L70 49V47H69V52H68V54L69 55H71V57H72V59H73V61H72V59H71V61H72V63L70 62V64H66L65 63V57H60V56H58V55H56V54H54V53H49V50L47 49V47L46 46H44V45H42L41 43L40 44H35L34 42L32 43V45H31V51L30 52H32V54H25V53H21V47H20V45L21 44H19V43H17L18 44V47H14V43H12V45H10ZM65 44V43H64ZM70 44H72V43H70ZM81 44V43H80ZM165 44V43H164ZM181 44H183V43H181ZM23 45H25L24 44V42L22 43V47H24ZM69 45V44H68ZM156 45V44H155ZM159 45V44H158ZM157 45V46H158ZM17 46V45H16ZM90 46V45H89ZM97 46V45H96ZM154 46V45H153ZM194 46V45H193ZM230 46V45H229ZM0 47H1V45H0ZM30 47V46H29ZM62 47V46H61ZM64 47V46H63ZM68 47V46H67ZM108 47H107V49H108ZM152 47V46H151ZM155 47V46H154ZM168 48H171L170 46H167ZM167 47H166V49H167ZM161 48H163V47H161ZM160 48V49H161ZM183 48V50L185 49L184 47H182ZM228 48V47H227ZM1 49V48H0ZM25 49V48H24ZM27 49V48H26ZM65 49V48H64ZM68 49V48H67ZM159 49V51L161 52V50ZM173 49V48H172ZM171 49V50H172ZM245 49V48H244ZM90 50V49H89ZM170 50V49H169ZM179 50V49H178ZM6 51V50H5ZM24 51V50H23ZM81 51V50H80ZM96 51V50H95ZM102 51V50H101ZM104 51H106V50H104ZM127 51V50H126ZM9 52V51H8ZM97 52H100V50L99 51H97ZM140 52V51H139ZM167 52V54H168V52L169 51H166ZM171 52V51H170ZM252 52H253V49H252ZM28 53V52H27ZM144 53V52H143ZM146 53V52H145ZM153 53H157V52H153ZM152 53V54H153ZM187 53V52H186ZM218 53V52H217ZM2 54V53H1ZM7 54V53H6ZM10 54V53H9ZM67 54V55H68ZM80 54V53H79ZM158 54V53H157ZM156 54V55H157ZM166 54V53H165ZM189 54V53H188ZM227 54V53H226ZM5 55V54H4ZM83 55V54H82ZM95 55H98V54H96L95 53ZM145 55V54H144ZM155 55V54H154ZM175 56H176V53L174 54ZM1 56V55H0ZM3 56V55H2ZM94 56V55H93ZM126 56H128L129 57V59H130V61H134L135 62V64H134V68H135V71H138V68L137 67H141V66H143V64H144V60L142 59V56H141V54L140 53H138L137 54V52H127V54H126ZM149 56V55H148ZM163 56H164V54H163ZM163 56H159V57H163ZM175 56H171V57H174V58H177V57H175ZM189 56V55H188ZM264 56V55H263ZM10 57H11V55H10ZM156 57H157V59H156ZM165 57V56H164ZM168 57L170 58V56L168 55ZM190 57V56H189ZM8 58V57H7ZM15 58V57H14ZM13 58V59H14ZM67 58H69V57H67ZM152 58V57H151ZM165 58H167V56L165 57ZM165 58H164V60H160V58H159V60H158V56H154L152 59H154L153 60V62L154 63H152L153 65H154V68L152 67V69L150 68L149 69V66H148V69H146L145 68V70L143 69V70H141L140 72L138 71V73H140V74H138V73H135V76H138L140 79L139 80H137V79H134V81H135V83H136V85L134 84V86H135V88H140V87H142V86H148V85H152L153 86V88L155 87V91H157V93H159L160 92V86H162L163 84H164V82L162 81V79H159V77L160 78H165V76L168 74H163V75H161L160 76V72H162L165 68H167V66H169L168 64H167V62L169 63L171 60L173 61V59H169L170 61H165ZM185 58H186V56H185ZM191 58V57H190ZM210 58V57H209ZM9 59V58H8ZM8 59H6L7 61H8ZM12 59V58H11ZM162 59V58H161ZM168 59V58H167ZM166 59V60H167ZM187 59H189V58H187ZM125 60V59H124ZM176 60H178V59H176ZM176 60L174 61V63L175 64H177V63H179V62H177L176 63ZM181 60H183V59H181ZM180 60V61H181ZM260 60V59H259ZM4 61V60H3ZM159 61H160V63H159ZM163 63H162V62ZM166 62V65H164V63ZM172 61H171V63H172ZM179 61V60H178ZM235 61V60H234ZM5 62V61H4ZM86 62V64H87V62L90 64V66L92 67V65L94 66V68H92L90 71H88V70H86V65L84 64ZM148 63H150L149 61H147ZM147 62H145V63H147ZM190 62V61H189ZM245 62V61H244ZM260 62H262V61H260ZM82 64V66H79L78 67V65L79 64ZM161 63L164 65V67H162V69H161ZM173 63V64H174ZM184 63H186V60H185V62ZM184 63H183V65H184ZM26 64L27 65H29L30 67H34L35 69V71H34V74L32 75V78H30L29 76H27V74L29 73V71L27 70V68L29 67H27V68H25L26 67ZM115 64V63H114ZM124 64V63H123ZM170 64V63H169ZM25 65V66H24ZM88 65V64H87ZM133 65V64H132ZM162 65V66H163ZM181 66H182V64H180ZM179 65V66H180ZM188 64H186L185 66H187ZM125 66V65H124ZM171 66H174V65H171ZM170 66V67H171ZM176 66V65H175ZM174 66V67H175ZM180 66V68L179 67H177L178 69H176V70H178L179 72H180V70L183 68V67H181ZM11 67V66H10ZM53 69V70H55L56 72L55 73H57L58 72V70H63L67 75H69V76H71L72 77V79L71 80H73V79H75V78H77L78 79V81H79V79H84L85 80V84H86V81H92L91 82V85H90V83H87V85H90V86H82V85H80V82H78L77 80V82H73L72 84H71V80L68 78V79H66V80H70V82L68 83V84H66L65 86H64V88L59 92V93H56L57 91L56 90H54L53 92L55 93H53L54 95H51L52 93L51 92H49L50 90L48 89L49 87L47 86V88L45 87V85L43 84V80H42V78H41V76H39L38 75V73L37 72H39V74L43 71V70H45V69ZM90 67V68H91ZM259 67V66H258ZM258 67H256V68H258ZM120 68V67H119ZM119 68H117V70L119 69ZM172 68V71H173V67H171ZM49 69V70H50ZM120 69H122V68H120ZM132 70H134L133 68H132ZM131 70V71H132ZM161 70V71H160ZM188 70V69H187ZM120 71V70H119ZM129 71V70H128ZM127 71V72H128ZM166 71V70H165ZM168 71V70H167ZM171 71V70H170ZM170 71H168V72H170ZM186 71V70H185ZM215 71V70H214ZM242 71V70H241ZM47 72V71H46ZM50 71H48V73H49ZM130 72V71H129ZM129 72H128V74H129ZM48 73H47V75H48ZM52 74V73H51ZM42 75H43V73H42ZM45 75H46V73H44V77H45ZM46 75V76H47ZM67 75H66V77H67ZM177 75L178 74H176V76L175 77H177ZM180 75V74H179ZM55 76V75H54ZM117 75H115V79H113V80H116V77ZM174 76V75H173ZM181 76H183L182 75V73H181ZM241 76V75H240ZM49 76H47V78H48ZM65 77V78H66ZM150 77H152V78H154V80H155V78L156 77H158V78H156V81H152V82H150L149 81V78ZM170 77V76H169ZM30 78V79H29ZM46 78V77H45ZM54 78V77H53ZM56 78V77H55ZM120 78V77H119ZM125 78H128V81H130L131 80V78L130 77H125ZM167 78H168V76H167ZM174 78V77H173ZM179 78H181V77H179ZM183 78V77H182ZM189 78V77H188ZM49 79H50V77H49ZM48 79V80H49ZM176 79V78H175ZM241 79V78H240ZM47 80V79H46ZM170 80V82H172L173 83V81H175L174 83H176V81L177 80H173V81H171L172 80V77H171V79H168V81ZM51 80H49L48 82H50ZM81 81H83V80H81ZM182 81H183V79H182ZM185 81V80H184ZM52 82V81H51ZM54 82V81H53ZM66 82V81H65ZM46 83H47V81H46ZM55 83H56V79H55ZM83 83V82H82ZM83 83V84H84ZM169 83V82H168ZM168 83H166L165 82V85L167 84V87H168ZM51 84V83H50ZM54 84V83H53ZM53 84H51V85H53ZM57 84H58V82H57ZM56 84V85H57ZM240 84V83H239ZM239 84H236V85H239ZM42 85H44V87L46 88H44ZM48 85V84H47ZM60 85V84H59ZM63 85V84H62ZM119 85H122V90H124V91H126V90H134L135 88H134V86L129 82L127 85H128V87L126 86V84L125 83H123V81H119ZM172 84H170L169 86H170V88H174L173 86H174V84H173V86H171ZM55 86V85H54ZM58 86V85H57ZM56 86V87H57ZM151 86V87H152ZM176 86H178V83L176 84ZM242 86V85H241ZM51 87V86H50ZM62 87V86H61ZM150 87V86H149ZM147 88V89H152V91H153V88ZM235 87V86H234ZM142 88H144V87H142ZM182 88V87H181ZM188 88V87H187ZM190 88H192V87H190ZM239 88V87H238ZM47 89L49 90V91H47ZM116 89V88H115ZM147 89H145L144 88V91L146 90L147 91ZM162 89V88H161ZM178 89H180V88H178ZM178 89H175L174 88V90H176V91H178ZM186 88L184 87V91H186L185 90ZM53 90V89H52ZM122 90H119V89H117V91L118 92H116L117 94L120 92V91H122ZM168 90V89H167ZM183 90V89H182ZM181 90V91H182ZM212 90V89H211ZM246 90V89H245ZM245 90H244V92H245ZM59 91V90H58ZM136 91V90H135ZM139 91V90H138ZM142 91V90H141ZM145 91V92H146ZM150 91V90H149ZM152 92V93H156V92ZM247 91V90H246ZM151 92V91H150ZM166 92V91H165ZM165 92H163L164 93V96H166L167 95V92H166V94H165ZM172 92H173V94H175V92L174 91H171V92H168V94H172ZM180 92V90L178 91V93ZM137 93V92H136ZM142 93H144L143 91H142ZM151 93V95H153L154 96V94H152ZM156 93V94H157ZM188 93H189V91H188ZM246 93V92H245ZM119 94H121V93H119ZM146 94H147V92H146ZM145 94V95H146ZM155 94V95H156ZM161 94H162V92H161ZM187 94V93H186ZM193 94V93H192ZM195 94V93H194ZM214 94V93H213ZM107 95V94H106ZM114 95V94H113ZM124 95V94H123ZM134 95V94H133ZM132 95V96H133ZM183 95H185V94H183ZM182 95V96H183ZM205 95V94H204ZM126 96V95H125ZM135 96V95H134ZM148 96V95H147ZM156 96H161L160 94L158 95H156ZM155 96V97H156ZM187 96H188V94H187ZM195 96V95H194ZM229 96V95H228ZM135 97H137V95L135 96ZM139 97L140 96H138V99H139ZM142 97V96H141ZM145 97V96H144ZM144 97H142V99L144 98ZM151 97V96H150ZM173 97L174 96H172L171 95V99H173ZM178 97V96H177ZM176 97V98H177ZM185 96H183V98H184ZM230 97V96H229ZM229 97H226L227 99L229 98ZM109 98V97H108ZM133 99H134V97H132ZM146 99L145 100H149V97H148V99H147V97H145ZM156 98H158V97H156ZM161 98H163V94H162V96L161 97H159L158 99H161ZM165 99H169V98H167V97H164ZM164 98H163V100H164ZM179 98H181V99H183L182 97H179ZM187 98H191V97H187ZM216 98V97H215ZM86 99V101H83V100H85ZM109 99H111V97L109 98ZM113 99V98H112ZM135 99H137V98H135ZM115 100V99H114ZM151 100V99H150ZM176 100V99H175ZM243 100V99H242ZM107 101V100H106ZM111 101V100H110ZM120 101L121 100H119V104H120ZM140 101H141V98H140ZM144 101V100H143ZM151 101H153V100H151ZM158 101H160V100H158ZM177 101H180V99H178ZM113 102V101H112ZM122 102V101H121ZM172 103H173V101H171ZM170 102V103H171ZM182 102H183V100H182ZM187 103V101L184 99V103ZM189 102V101H188ZM192 102V101H191ZM191 102H189V103H191ZM244 102V101H243ZM108 103V102H107ZM116 103L117 102H115L114 103V105H116ZM123 103H125V102H123ZM127 103V102H126ZM142 103V102H141ZM188 103V104H189ZM248 103V102H247ZM52 104H54V103H52ZM113 104V103H112ZM129 103H127V105H128ZM131 104V103H130ZM129 104V105H130ZM139 104V103H138ZM146 104V103H145ZM144 104V105H145ZM164 104V103H163ZM177 104V103H176ZM59 105V104H58ZM57 105V106H58ZM96 105V104H95ZM108 105V104H107ZM132 105H134L133 103L131 104V106ZM136 105V107H137V104H135ZM140 105V104H139ZM138 105V106H139ZM142 106H144L143 105V103L141 104ZM157 105V104H156ZM161 105V104H160ZM94 106V105H93ZM110 106H111V103H110ZM113 106V105H112ZM219 106H220V104H219ZM56 107V106H55ZM94 107H99L100 109H101V107L100 106H94ZM102 107H103V105H102ZM114 107V106H113ZM118 107V106H117ZM126 107V106H125ZM136 107H135V109H136ZM139 107H141V106H139ZM221 107V106H220ZM253 107V106H252ZM50 108H51V106H50ZM58 108V107H57ZM130 108H132V107H130ZM155 108V106L153 107V109ZM61 109H64V107L62 108L61 107ZM108 109V108H107ZM118 109H120V107L118 108ZM134 109V110H135ZM138 107H137V109H136V111H138ZM143 109V108H142ZM153 109H151V111L153 110ZM156 109H158L157 107L155 108V110ZM112 110H114V109H112ZM116 110V109H115ZM120 110H122V109H120ZM78 111V110H77ZM77 111H76V113H77ZM84 111V110H83ZM96 111V110H95ZM110 111V110H109ZM135 111V112H136ZM142 111V110H141ZM157 111V110H156ZM220 111H222L221 109H220ZM48 112V114H46ZM53 112V111H52ZM69 112H71V111H69ZM97 112V111H96ZM118 112V111H117ZM123 112V111H122ZM131 112V111H130ZM153 112H154V110H153ZM158 112V111H157ZM59 113V112H58ZM57 113V114H58ZM80 111H79V115H80ZM131 113H134V112H131ZM139 113V112H138ZM137 113V114H138ZM221 113V112H220ZM71 114V113H70ZM118 114V113H117ZM218 114V113H217ZM73 115V114H72ZM78 115V114H77ZM101 116H102V114H100ZM120 115V114H119ZM139 115H140V113H139ZM151 115H153L152 113H151ZM156 115V114H155ZM219 115V114H218ZM59 116V115H58ZM64 116V115H63ZM81 116V115H80ZM175 116V115H174ZM221 116V115H220ZM223 116V115H222ZM221 116V117H222ZM254 116V115H253ZM62 117V116H61ZM103 117H104V115H103ZM107 117V116H106ZM139 117V116H138ZM145 117H147V116H145ZM144 117V118H145ZM157 117H158V115H157ZM179 117V116H178ZM50 118V117H49ZM77 118V117H76ZM98 118V117H97ZM173 120H175V121H173V122H175V124L176 125H178L177 124V119L178 118H176V117H171ZM171 118H170V120H171ZM223 118V117H222ZM43 119V121L41 122V120ZM55 119V118H54ZM78 119V118H77ZM99 119V118H98ZM113 119V118H112ZM120 119V118H119ZM148 119V118H147ZM150 119V118H149ZM158 119V118H157ZM183 119V118H182ZM204 119H206V118H204ZM71 120V119H70ZM72 120H74V119H72ZM71 120V121H72ZM90 120V119H89ZM110 120V119H109ZM109 120L108 121H106V124H108L109 123ZM114 120V119H113ZM140 120V119H139ZM138 120V121H139ZM159 120V119H158ZM157 120V121H158ZM218 120V119H217ZM64 121H66V120H64ZM111 121V120H110ZM144 121V120H143ZM162 121V120H161ZM167 121V120H166ZM189 121V120H188ZM114 122V121H113ZM121 122V121H120ZM146 122H147V120H146ZM163 122V121H162ZM162 122H161V124H162ZM168 122V121H167ZM172 122V123H173ZM194 122V121H193ZM222 122V121H221ZM226 122V121H225ZM94 123V122H93ZM141 123V122H140ZM169 123V122H168ZM191 123V122H190ZM202 123V122H201ZM223 123H224V121H223ZM110 124V123H109ZM108 124V125H109ZM144 124V123H143ZM142 123H141V125H143ZM164 124H166V123H164ZM189 124V123H188ZM193 124V123H192ZM111 125V124H110ZM130 125V124H129ZM158 125H160L159 123H158ZM202 125V124H201ZM200 125V126H201ZM224 125H225V123H224ZM50 126V125H49ZM131 126V125H130ZM129 126V127H130ZM145 126V125H144ZM190 126V125H189ZM199 126V125H198ZM128 127V126H127ZM126 127V128H127ZM128 127V128H129ZM135 127V126H134ZM152 127V126H151ZM158 127V126H157ZM161 127H163V126H161ZM185 127V126H184ZM193 127V126H192ZM225 127V126H224ZM58 128H59V126H58ZM97 128V127H96ZM107 128V127H106ZM143 128V127H142ZM145 128V127H144ZM180 128H181V126H180ZM194 128V127H193ZM192 128V129H193ZM198 128H200V127H198ZM210 128V127H209ZM227 128V127H226ZM82 129V128H81ZM98 129V128H97ZM97 129H95L94 128V130H96V131H98ZM116 129H117V127H116ZM115 129V130H116ZM120 129H122V128H120ZM133 129V128H132ZM164 130H165V128H163ZM168 129V128H167ZM186 129V128H185ZM62 130L63 129H61V132H62ZM65 130V129H64ZM104 129H102V131H103ZM119 130V128L117 129V131ZM122 130H124V129H122ZM127 130V129H126ZM126 130H125V132H126ZM129 130V129H128ZM137 130V129H136ZM134 131V132H138L139 131V129L137 130V131ZM156 130V129H155ZM164 130H162L161 129V134H163V131ZM79 131V130H78ZM88 131V130H87ZM116 131V132H117ZM141 131V130H140ZM166 131V130H165ZM58 132V131H57ZM129 132H130V130H129ZM134 132L132 133H130V135L131 134H134ZM186 132H187V129H186ZM204 132V131H203ZM228 132V131H227ZM90 133L92 134V130L90 129ZM128 133V132H127ZM127 133H125V134H127ZM141 133V132H140ZM142 133H144L145 134V132L144 131H142ZM142 133L140 134V136H142ZM159 133V132H158ZM166 134H167V131L165 132ZM187 133H189V132H187ZM198 133H200V132H198ZM204 133H207V132H204ZM252 133V132H251ZM56 134V133H55ZM63 134V133H62ZM94 134V133H93ZM98 134V133H97ZM97 134H95L94 136H96ZM116 134V133H115ZM119 134V133H118ZM117 134V135H118ZM121 134H124V133H121ZM124 134V135H125ZM152 134V133H151ZM155 134H157V132L155 133V131H154V135ZM160 134V133H159ZM169 134H171L170 132H169ZM175 134V135H174ZM174 134H173V137H172V140H173V142L174 143H179V140H180V135L178 134V133H176V132H174ZM190 134V133H189ZM227 134H229V133H227ZM42 135H43V137H42ZM129 135V136H130ZM136 135H137V133H136ZM146 135V134H145ZM193 135V134H192ZM195 135H196V133H195ZM207 135V134H206ZM57 136V135H56ZM87 136V135H86ZM91 136V135H90ZM99 136H100V134H99ZM104 136V135H103ZM112 136H113V134H112ZM129 136H127V137H129ZM134 137H135V135H133ZM140 136H138V137H136V139L138 138V140H139V137ZM150 136V139L151 138H154L153 137V134H152V136L151 135H149ZM148 136V137H149ZM155 136H158V134L157 135H155ZM160 136V135H159ZM162 136V135H161ZM203 136V135H202ZM214 136V135H213ZM230 138H232L230 135H228ZM73 137V136H72ZM88 137V136H87ZM115 137V136H114ZM119 137V136H118ZM124 137V136H123ZM126 137V135H125V138H127ZM131 137V136H130ZM130 137L129 138H127V139H130ZM143 138H144V136H142ZM147 137V136H146ZM165 137V136H164ZM211 137H212V135H211ZM248 137V136H247ZM92 138H93V135H92ZM107 138V137H106ZM132 138V137H131ZM158 138H160V137H158ZM201 138V137H200ZM78 139V138H77ZM116 139V138H115ZM114 139V142L115 143H117L118 145L119 144H121V143H118L116 140ZM119 139H121V138H119ZM119 139H117V140H119ZM233 139V138H232ZM76 140V139H75ZM79 140V139H78ZM110 140V138L108 139V141ZM124 141V139H121V141ZM131 140V139H130ZM134 140H135V138H134ZM138 140H136V141H134L135 143L137 142L138 143V145H136V146H139V145H141L139 142H138ZM147 140V139H146ZM160 139H158V141H159ZM44 141V140H43ZM59 141V140H58ZM81 141V140H80ZM107 141V142H108ZM125 141H126V139H125ZM127 141H129V140H127ZM141 141V140H140ZM145 141V140H144ZM143 141V144L144 143H146V141L144 142ZM170 141V140H169ZM72 142H74V141H72ZM111 142H113V141H111ZM142 142V141H141ZM76 143V142H75ZM74 143V144H75ZM85 143V142H84ZM83 143V144H84ZM90 143V142H89ZM129 142H125L124 143V145L125 144H128ZM132 144H133V141L131 142ZM136 143V144H137ZM153 145H154V147H156V145H155V143L157 144V142H151ZM160 143H162V142H160ZM28 144H30L29 146H28ZM43 144V143H42ZM74 144H72V145H74ZM78 144V143H77ZM77 144H75L76 146H77ZM87 144V143H86ZM94 144V143H93ZM117 144H112L111 145V143H109V148H107V149H109L110 151H111V147L110 146H112V150L113 151H115V153H116V148L115 149H113ZM148 144H149V141H148ZM147 144V145H148ZM162 144H164V143H162ZM168 144V143H167ZM198 144V143H197ZM51 145H53V144H51ZM55 145V144H54ZM59 145V144H58ZM88 145V144H87ZM104 145H105V143H104ZM145 145V144H144ZM147 145H145V146H143L144 148L147 146ZM151 145V144H150ZM161 145V144H160ZM186 145V144H185ZM36 146H38V145H36ZM40 146V145H39ZM86 146V145H85ZM91 146V145H90ZM90 146H88V148L90 147ZM119 146H121V145H119ZM125 146H127V145H125ZM123 147L124 149H126V147ZM183 146V145H182ZM227 146V145H226ZM236 146H237V144H236ZM26 147V146H25ZM32 147V146H31ZM52 147V146H51ZM154 147L152 146L151 147V149L153 148V150H154ZM158 147V146H157ZM162 147H164V151H163V148H162V151L163 152H165V150H166V152L165 153H168V146L166 145V147L164 146V145H162ZM204 147V146H203ZM229 147V146H228ZM55 148H56V145H55ZM87 148V149H88ZM101 148V147H100ZM104 148V147H103ZM137 148V147H136ZM159 148H161V147H159ZM205 148V147H204ZM230 148V147H229ZM241 148V147H240ZM24 149V148H23ZM48 149H52V148H50V147H48ZM54 149V148H53ZM57 149V148H56ZM55 149V150H56ZM75 149V148H74ZM81 149H83V148H81ZM86 149V148H85ZM124 149H122V151L120 150V148H119V150L121 151V152H123L124 151ZM135 150V148H133L132 147V149H131V151L132 150ZM146 149V148H145ZM171 150H173L172 148H170ZM177 149H179V150H182V147H181V149L180 148H176V151H177ZM196 149H198L197 147H196ZM199 149H201V147L199 148ZM47 150V149H46ZM45 150V151H46ZM54 150V151H55ZM69 150V149H68ZM89 150V149H88ZM100 150V149H99ZM98 150V151H99ZM178 150V151H179ZM190 150V149H189ZM189 150H187L188 152H189ZM193 151H195V149H192ZM191 150V151H192ZM206 150V149H205ZM240 150V149H239ZM51 151V150H50ZM57 151V150H56ZM55 151V152H56ZM70 151H71V149H70ZM69 151V152H70ZM73 151V150H72ZM84 151V150H83ZM92 151V150H91ZM105 151V150H104ZM119 151V152H120ZM126 151V150H125ZM137 151V150H136ZM135 151V152H136ZM155 151V150H154ZM170 151V150H169ZM198 151V150H197ZM248 151V150H247ZM27 152V151H26ZM76 153H77V150L75 151ZM85 153H86V151H84ZM84 152H80V153H84ZM101 152H103V151H101ZM118 152V151H117ZM188 152H186L187 153V155H190V157L188 158V159H191L192 157V155L189 153L188 154ZM199 152V151H198ZM200 152H203V150L201 149V151ZM105 153L106 154H104V155H106V156H108L107 158H109V154H108V152L107 151H105ZM112 153V152H111ZM111 153H110V157H112L111 156ZM145 153H148V152H145ZM154 155H156L155 153H156V151H155V153L154 152H152ZM185 153V154H186ZM192 153V152H191ZM196 153V152H195ZM240 153H241V150H240ZM36 154V153H35ZM35 154H33V155H35ZM102 154V153H101ZM118 154V153H117ZM123 154H124V152H123ZM164 154V153H163ZM171 154V153H170ZM183 155H184V153H182ZM198 154V153H197ZM200 154H202V153H200ZM242 154V153H241ZM253 154V153H252ZM74 155V154H73ZM115 155V154H114ZM119 155H121V154H119ZM128 155V154H127ZM148 156H146V158L148 159V157H150L151 156V153H150V156H149V154H147ZM153 155V156H154ZM157 155H159V154H157ZM193 155L195 156V154L193 153ZM243 155V154H242ZM29 156V155H28ZM50 156V155H49ZM48 156V157H49ZM69 156H72L71 154L70 155H68L67 157H69ZM88 156V155H87ZM101 156V155H100ZM103 156V155H102ZM106 156H105V158H106ZM128 156H130V155H128ZM134 156V155H133ZM167 156V155H166ZM19 157V156H18ZM26 157V156H25ZM36 157V156H35ZM37 157H39L38 155H37ZM42 157H44V156H42ZM89 157V156H88ZM95 157V156H94ZM115 157V156H114ZM137 157V156H136ZM152 157V156H151ZM167 157H169V156H167ZM166 157V158H167ZM200 157V156H199ZM246 157V156H245ZM251 157V156H250ZM81 158V157H80ZM98 158V157H97ZM97 158H95V159H97ZM99 158H101V157H99ZM120 158H121V156H120ZM123 158H126L125 160H127L128 161V159L129 158H127L126 157V154H125V157H122L121 159L123 160ZM131 158H133V157H131ZM153 158V157H152ZM155 158V157H154ZM162 158V157H161ZM165 158V157H164ZM164 158H162V159H164ZM197 158H198V155H197ZM197 158H195L196 159V161H198L197 160ZM203 158H204V156H203ZM238 158V157H237ZM49 159V158H48ZM57 159V158H56ZM76 160H77V158H75ZM78 159H79V157H78ZM86 159V158H85ZM93 159V158H92ZM92 159H91V161H92ZM137 160H139L138 159V157L136 158ZM135 159V160H136ZM151 159V158H150ZM156 159H159L158 157L156 158ZM156 159H153V163H151L152 165H154V161L156 160ZM186 158H184V160H185ZM199 160L201 159V157L200 158H198ZM28 160V159H27ZM76 160H74V161H76ZM88 160V159H87ZM105 160V159H104ZM104 160L102 161V159H100L99 160V162L100 163H102V162H104ZM145 160V159H144ZM175 160H177V159H173V160H171V161H175ZM194 160V159H193ZM193 160H192V162H193ZM202 160V159H201ZM241 160V159H240ZM48 161V160H47ZM50 161V160H49ZM79 161V160H78ZM82 161V160H81ZM89 161V160H88ZM116 161V160H115ZM115 161H114V163H115ZM160 161V160H159ZM186 161H187V159H186ZM209 161V160H208ZM211 161V160H210ZM248 161L250 162L251 161V159L249 160V158H248ZM60 162V161H59ZM66 162V161H65ZM80 162V161H79ZM79 162H77V163H79ZM85 162H86V160H85ZM85 162H84V164H85ZM157 162V161H156ZM168 162V161H167ZM173 162H171V163H173ZM187 162H189V160L187 161ZM195 162V161H194ZM114 163H112V164H114ZM132 163V162H131ZM150 163V162H149ZM148 163V164H149ZM161 163V162H160ZM160 163H158L157 162V164H155V166H156V168H158L157 166H159V168L161 169V167H160V165L162 166V165H165V162H164V164H163V162H162V164H160ZM168 163H170V159H169V162ZM170 163V164H171ZM196 163H198V162H196ZM208 163V162H207ZM230 163V162H229ZM248 163V162H247ZM112 164H110L109 166L107 165V164H105V166H104V168L105 167H111V165ZM116 165L117 164H120V162H118V163H115ZM146 164V163H145ZM150 164V165H151ZM159 164V165H158ZM167 164V163H166ZM184 164V163H183ZM189 164V163H188ZM226 164V163H225ZM231 164V163H230ZM237 164V163H236ZM89 165V164H88ZM94 165V164H93ZM98 165V164H97ZM107 165V166H106ZM116 165H115V167H116ZM123 165H125V163L123 164ZM122 165V162H121V166H123ZM127 165V164H126ZM142 165V164H141ZM149 165V166H150ZM151 165V166H152ZM194 165H196V164H194ZM239 165V164H238ZM237 165V166H238ZM260 165V164H259ZM54 166V165H53ZM52 166V167H53ZM76 166H77V164H76ZM79 166V165H78ZM78 166H77V168H78ZM102 166V165H101ZM113 166V165H112ZM118 166V165H117ZM121 166L119 165V167H116V169L117 168H121ZM149 166L147 167V169H148V171L150 170V168H149ZM174 166V165H173ZM262 166V165H261ZM82 167V166H81ZM103 167V166H102ZM107 167V168H108ZM114 167V166H113ZM113 167H111V169H113ZM114 167V168H115ZM127 167V166H126ZM140 167V166H139ZM152 167H154V166H152ZM165 167V166H164ZM164 167H162V168H164ZM185 167V166H184ZM187 167V166H186ZM185 167V168H186ZM232 167H233V165H232ZM246 167V166H245ZM143 168V167H142ZM173 168V167H172ZM193 168V170L195 169L194 167H192ZM234 168H235V166H234ZM239 168V167H238ZM243 168V167H242ZM64 169H66V168H64ZM75 169H76V167H75ZM80 169H83V168H80ZM101 169V168H100ZM106 169V168H105ZM122 169V168H121ZM124 169V168H123ZM126 169V168H125ZM125 169L123 170V171H125ZM144 169V168H143ZM168 169V168H167ZM191 169V168H190ZM232 169V168H231ZM78 170H79V168H78ZM78 170H77V173L79 174V172H81V170L78 172ZM95 170V169H94ZM98 170H99V168H98ZM115 170V169H114ZM113 170V171H114ZM144 170H146V169H144ZM153 170H155V169H153ZM158 170V169H157ZM156 170V171H157ZM212 170V169H211ZM210 170V171H211ZM214 170V169H213ZM212 170V171H213ZM229 170V169H228ZM117 171V170H116ZM122 171V170H121ZM147 171V170H146ZM148 171H147V173H148ZM159 171V170H158ZM162 171V170H161ZM164 171V170H163ZM170 171V170H169ZM172 171V170H171ZM189 171V170H188ZM210 171H208V172H210ZM211 171V172H212ZM215 171V170H214ZM57 172V171H56ZM85 172V171H84ZM103 172H105L104 171V169H103ZM106 172H107V170H106ZM115 172V171H114ZM151 172H153V171H151ZM165 172V171H164ZM189 172H192L194 175H196L195 173H196V171H195V173L193 172V171H189ZM216 172V171H215ZM227 172V171H226ZM254 172V171H253ZM256 172V171H255ZM254 172V173H255ZM76 173V172H75ZM76 173V174H77ZM91 173H92V171H91ZM90 173V174H91ZM99 173V172H98ZM118 173V172H117ZM120 173V172H119ZM118 173V174H119ZM182 173V172H181ZM200 173H202V172H200ZM241 174H244V173H242V172H240ZM257 173V172H256ZM264 173V172H263ZM75 174V175H76ZM90 174H89V176H90ZM140 174H142V172H140ZM171 174H172V172H171ZM170 174V175H171ZM227 174V173H226ZM245 174H246V172H245ZM260 174V173H259ZM81 175H82V173H81ZM93 175H95V174H93ZM93 175H91V176H93ZM106 175V174H105ZM110 175V174H109ZM117 175V174H116ZM123 175V174H122ZM121 175V176H122ZM125 175H126V173H125ZM124 175V176H125ZM150 175L151 174H148V177H146V179H148L149 177H150ZM155 175V174H154ZM162 175H164V173L162 172ZM170 175H169V177H170ZM229 175V174H228ZM227 175V176H228ZM76 176H78V175H76ZM80 176V175H79ZM97 176V175H96ZM99 176H100V174H99ZM127 176V175H126ZM140 176H143V174L142 175H140ZM156 176V175H155ZM205 176V175H204ZM110 177H112V176H110ZM154 177V176H153ZM202 177V176H201ZM232 177H234V176H232ZM238 177H239V175H238ZM238 177H234V178H237L238 179ZM242 177V176H241ZM122 178V177H121ZM138 178H140V177H138ZM152 178V177H151ZM155 178V177H154ZM160 178H162L161 176H160ZM159 178V179H160ZM205 179H206V177H204ZM228 178V177H227ZM261 178V177H260ZM69 179V178H68ZM97 179V178H96ZM101 179V178H100ZM105 179V178H104ZM130 179H131V177H130ZM132 179H133V177H132ZM170 180H172L171 179V177L169 178ZM201 179V178H200ZM205 179H201L200 181H202V180H205ZM224 179V178H223ZM236 179V180H237ZM111 180H113V179H111ZM111 180H110V182H111ZM123 181H124V179H122ZM168 180V179H167ZM169 180V181H170ZM191 180H193V179H191ZM215 180V179H214ZM238 180H240V178L238 179ZM238 180H237V182H238ZM87 181V180H86ZM92 181V180H91ZM103 181V180H102ZM108 181V180H107ZM139 181V180H138ZM158 181V180H157ZM166 181V180H165ZM173 181V180H172ZM179 181V180H178ZM227 181V180H226ZM233 181V180H232ZM242 181V180H241ZM261 181V180H260ZM70 182H71V180H70ZM104 182V181H103ZM118 182H119V180H118ZM118 182H116V184H118ZM164 182V181H163ZM167 182V181H166ZM174 182V181H173ZM187 182V181H186ZM196 182H197V180H196ZM212 181H210V183H211ZM223 182V181H222ZM230 182H231V180H230ZM234 182H236V181H234ZM262 182V181H261ZM44 183H48V184H46V185H48V187H42V185L44 184ZM68 183V182H67ZM91 183V182H90ZM95 183V182H94ZM149 183V182H148ZM152 183V182H151ZM157 185L156 186H158L159 187V185L158 184H160V183H157V182H155ZM154 183V184H155ZM171 183V182H170ZM179 183H180V181H179ZM199 183V182H198ZM207 183V182H206ZM246 183V182H245ZM255 183H256V181H255ZM71 184H73V183H71ZM115 183H113V185H114ZM153 184V185H154ZM165 184V183H164ZM171 184H174V185H176L175 184V182L174 183H171ZM202 184V183H201ZM214 184V183H213ZM231 184H232V182H231ZM254 184V183H253ZM258 184V183H257ZM17 185V184H16ZM92 185V184H91ZM100 185V184H99ZM102 185H104V184H102ZM111 185H112V183H111ZM127 185H128V183H127ZM126 185V186H127ZM131 185V184H130ZM129 185V186H130ZM140 185V184H139ZM184 185H185V183H184ZM183 185V186H184ZM193 185V184H192ZM215 185V184H214ZM224 185V184H223ZM15 186V185H14ZM74 186H76V184L74 185H72V189L74 190ZM110 186V185H109ZM108 186V187H109ZM116 186V185H115ZM128 186V187H129ZM145 186V185H144ZM155 186V189L157 188L158 189V187H156ZM259 186H261V185H259ZM128 187H126L127 189H128ZM136 187V186H135ZM134 187V189H136ZM138 187V186H137ZM162 187H164V185H162L160 188H161V192L163 191L162 190ZM264 187V186H263ZM51 188V189H50ZM82 188V187H81ZM110 188V187H109ZM79 189V188H78ZM86 189V188H85ZM131 189V188H130ZM129 189V190H130ZM153 189V188H152ZM189 189V188H188ZM187 189V190H188ZM261 189H262V187H261ZM107 190V189H106ZM113 190H115V187H114V189ZM128 190V191H129ZM140 190V189H139ZM138 190V191H139ZM148 190V189H147ZM186 190V191H187ZM263 190V189H262ZM18 191V190H17ZM75 191V190H74ZM76 191H78V190H76ZM75 191V192H76ZM128 191H126L125 193H128ZM135 191V190H134ZM141 191V190H140ZM139 191V192H140ZM189 191V190H188ZM260 191V190H259ZM47 192V191H46ZM79 192V191H78ZM135 192H137V191H135ZM160 192V191H159ZM158 192V193H159ZM173 192V191H172ZM210 192V191H209ZM80 193V192H79ZM87 193V192H86ZM92 193L93 192H91V194L89 193V191H88V193L86 194V195H92ZM142 193V192H141ZM145 193H146V190H145ZM152 193V192H151ZM170 193H171V191H170ZM185 193H187V192H185ZM7 195V197H8V201H6V202H2V200H1V198H3L5 195ZM54 194V193H53ZM97 194V193H96ZM130 194V193H129ZM136 193H134V195H135ZM143 194V193H142ZM190 194H193V193H190ZM201 194V193H200ZM243 194V193H242ZM23 195V194H22ZM76 195V194H75ZM78 195V194H77ZM88 195V196H89ZM146 195V194H145ZM149 195V194H148ZM147 195V196H148ZM151 195V194H150ZM155 195V194H154ZM159 195V194H158ZM165 195V194H164ZM167 195V194H166ZM196 195V194H195ZM140 196H141V194H140ZM160 196H162V194L160 195ZM159 196V200H160V197ZM27 197V196H26ZM52 197V196H51ZM145 197V196H144ZM177 197V196H176ZM176 197H175V199H176ZM54 198V197H53ZM78 198V199H77ZM133 198V197H132ZM142 198V197H141ZM141 198H139V199H141ZM153 198H154V196H153ZM174 198V197H173ZM181 198V197H180ZM33 199V198H32ZM82 199V198H81ZM128 199V200H127ZM134 200L136 199V197H134L133 198ZM138 199V200H139ZM157 199H158V196H157ZM164 199V198H163ZM162 199V200H163ZM83 200H85V199H83ZM152 200V199H151ZM157 201L158 203L159 202H161V200L160 201ZM174 200V199H173ZM191 200V199H190ZM247 200V199H246ZM45 201V200H44ZM147 201H149V200H147ZM146 201V202H147ZM156 201V200H155ZM177 201H178V198H177ZM187 201H189V200H187ZM176 202V201H175ZM179 202V201H178ZM190 202V201H189ZM189 202H187V203H189ZM131 203V202H130ZM136 203H138V202H136ZM151 203H152V201H151ZM198 203V202H197ZM264 202H263V200H256L253 204H252V209H254L255 208V210L254 211H256V209L258 210L259 208L261 209L262 207V205H264L263 204ZM27 204V203H26ZM69 205V208H70V211H69V213H71L70 215H72V218H66V217H63V219L61 220V222H53L52 220H55L56 221V219H57V217H58V215H57V212L59 211V210H63L65 213H68L66 210H64L62 207L64 206V205ZM141 205V203H138L137 205ZM177 204H180V203H177ZM176 203H175V205H177ZM181 204H184V203H181ZM129 205V204H128ZM134 205H136V204H134ZM166 205L167 206H170V200H168L167 198L165 199V200H163V208L164 207H166ZM174 205V204H173ZM172 205V206H173ZM175 205H174V207H175ZM151 206V205H150ZM154 206V205H153ZM153 206H152V208H153ZM160 206V205H159ZM180 206V205H179ZM183 206V205H182ZM39 207V206H38ZM66 207V206H65ZM131 207V206H130ZM135 207V206H134ZM133 207V208H134ZM148 207V206H147ZM171 207V206H170ZM239 203L236 201V202H232L231 203V205H230V210H229V212L227 211V212H223V211H216V212H214V213H201L200 215H198V214H194L192 217H191V219H193V221H195V222H200V223H202V222H205V221H209V222H214V223H219V222H224V221H227V220H229L230 219V217L231 216H233L234 214H236V212H237V210L239 209ZM40 208H42V206L40 207ZM68 208V207H67ZM150 208V207H149ZM155 208V207H154ZM157 208V207H156ZM248 208V207H247ZM34 209H36V208H34ZM39 209V208H38ZM74 209H78V211H76V213H72L73 212V210ZM130 209V208H129ZM136 209V208H135ZM141 209H143V207L141 208ZM165 209H167V208H165ZM172 212L173 211H175L174 209L175 208H173L172 207ZM69 210V209H68ZM131 210V209H130ZM133 210V209H132ZM139 210V209H138ZM162 210V209H161ZM20 211V210H19ZM29 211V210H28ZM40 211V210H39ZM42 211H44V210H42ZM157 211H159V210H157ZM210 211V210H209ZM239 211V210H238ZM24 212V211H23ZM60 212V211H59ZM133 212H134V210H133ZM143 212V211H142ZM149 212V211H148ZM156 212V211H155ZM171 212V213H172ZM29 213H30V211H29ZM41 213V212H40ZM44 213V212H43ZM137 212H136V210H135V214H136ZM151 213V212H150ZM149 213V214H150ZM27 214V213H26ZM145 214V213H144ZM144 214H142V215H144ZM139 215V214H138ZM155 215V214H154ZM160 215V214H159ZM158 215V216H159ZM170 215V214H169ZM153 216V215H152ZM157 216V217H158ZM162 216V215H161ZM171 216H173V215H171ZM17 217V216H16ZM120 217H124V221L122 220H120L121 222H119V218ZM133 217V218H132ZM144 217V216H143ZM148 217V216H147ZM160 217V216H159ZM163 217V216H162ZM161 217V218H162ZM150 218V217H149ZM160 218V219H161ZM61 219V218H60ZM140 220H142V219H140ZM42 221V220H41ZM263 221V220H262ZM142 222V221H141ZM154 222V221H153ZM122 223V224H121ZM130 223V222H129ZM128 223V224H129ZM193 223V222H192ZM162 224V223H161ZM125 225V224H124ZM141 225L142 224H140V227H141ZM146 225V224H145ZM159 225V224H158ZM191 225V224H190ZM111 226H114V227H111ZM139 226V225H138ZM137 226V227H138ZM147 226V225H146ZM164 226V225H163ZM30 227H32V226H30ZM116 227H118V226H116ZM123 227V226H122ZM134 227V226H133ZM181 227V226H180ZM20 228V227H19ZM22 228V227H21ZM35 228V227H34ZM34 228H32V229H34ZM134 228H136V227H134ZM213 228V227H212ZM211 228V229H212ZM27 229V228H26ZM36 230H37V228H35ZM90 229V230H91ZM141 229H143V228H141ZM151 229V228H150ZM208 229H210V227L208 228ZM247 229V228H246ZM254 229V228H253ZM36 230H34V231H36ZM134 230V229H133ZM146 230V229H145ZM182 230V229H181ZM214 230H216V229H214ZM248 230H250V228H248ZM263 230V232H264V229H262ZM114 231V230H113ZM113 231H112V233H113ZM117 231H118V229H117ZM121 231V230H120ZM120 231H118V232H120ZM124 231V230H123ZM241 231V230H240ZM245 231V230H244ZM258 231V230H257ZM3 232V231H2ZM37 232V231H36ZM71 232V231H70ZM79 232H81V231H79ZM106 232V231H105ZM109 232V231H108ZM133 232V231H132ZM131 232V233H132ZM141 233H144V232H142V231H140ZM38 233H39V231H38ZM40 233H41V231H40ZM131 233H129V234H131ZM140 233V234H141ZM148 233V232H147ZM189 233V232H188ZM193 233V232H192ZM207 233V232H206ZM209 233V232H208ZM239 233V232H238ZM35 234V233H34ZM43 234V233H42ZM82 234V233H81ZM140 234H139V236H140ZM109 235H111V234H109ZM112 235H114V234H112ZM135 235V234H134ZM145 235V234H144ZM193 235V234H192ZM42 236H44V235H42ZM107 236V235H106ZM209 236V235H208ZM88 237V236H87ZM87 237H84L85 239L87 238ZM92 237V236H91ZM131 237H132V234H131ZM141 237V236H140ZM142 237H144L143 235H142ZM204 237V236H203ZM48 237H46V238H44L43 240L45 241V239H47ZM121 238V237H120ZM124 238V237H123ZM182 238V237H181ZM234 238V237H233ZM49 239L50 238H48V241H49ZM84 239V240H85ZM88 239V238H87ZM86 239V240H87ZM119 239V238H118ZM134 239V238H133ZM191 239V238H190ZM90 240V239H89ZM47 241V240H46ZM109 241V240H108ZM183 241V240H182ZM209 241H210V239H209ZM262 241V240H261ZM51 242V241H50ZM61 242V241H60ZM66 242V241H65ZM91 242V241H90ZM126 243V242H125ZM130 244H131V242H129ZM213 243V242H212ZM128 244V243H127ZM129 244V245H130ZM46 246V245H45ZM204 246V245H203ZM251 246V245H250ZM108 247V246H107ZM0 248H3V246L2 245H0ZM5 248V247H4ZM46 248H47V246H46ZM81 248V247H80ZM233 248V247H232ZM82 249H84V248H82ZM1 250V249H0ZM63 250V249H62ZM4 251V250H3ZM47 251H50V253H49V255H54V253H55V251H54V249H53V247L52 246H48V248H47ZM86 251V250H85ZM64 252V251H63ZM73 252V251H72ZM218 252V251H217ZM6 253V252H5ZM14 253V252H13ZM82 254L84 253L83 251L81 252ZM81 253H80V255H81ZM184 253V252H183ZM182 254V253H181ZM72 255V257L73 258H78L79 257V248H78V250H75L74 251V253L73 254H71ZM183 255V254H182ZM186 256V255H185ZM28 258H30V257H28ZM53 258V257H52ZM63 258V257H62ZM70 258H71V256H70ZM85 258V257H84ZM190 258V257H189ZM30 260V259H29ZM84 260V259H83ZM87 259H85V261H86ZM71 261V260H70ZM77 261H80L81 263H83L80 259L79 260H77ZM192 261V260H191ZM31 262V261H30ZM66 262V261H65ZM72 262V261H71ZM70 262V263H71ZM36 263H38V264H63L64 262L63 261H61V259L60 258H58V259H53V261H52V259L51 260H48L47 259V261L45 260H43L42 258H41V256L40 255H37L36 254ZM88 263V262H87ZM31 264H33L32 262H31ZM76 264H77V262H76ZM78 264H80L79 262H78Z\"/></svg>",
    "mask_w": 264,
    "mask_h": 264
},
{
    "label": "built area",
    "instance_id": "obj_3",
    "mask_svg": "<svg viewBox=\"0 0 264 264\" xmlns=\"http://www.w3.org/2000/svg\"><path fill=\"white\" fill-rule=\"evenodd\" d=\"M0 264H31V262L26 256L9 257L0 250Z\"/></svg>",
    "mask_w": 264,
    "mask_h": 264
}]
</instances>
